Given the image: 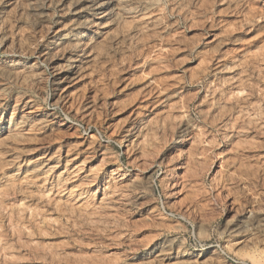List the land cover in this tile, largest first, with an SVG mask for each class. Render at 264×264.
Segmentation results:
<instances>
[{"label": "rangeland", "instance_id": "rangeland-1", "mask_svg": "<svg viewBox=\"0 0 264 264\" xmlns=\"http://www.w3.org/2000/svg\"><path fill=\"white\" fill-rule=\"evenodd\" d=\"M0 264H264V0H0Z\"/></svg>", "mask_w": 264, "mask_h": 264}, {"label": "bare ground", "instance_id": "bare-ground-1", "mask_svg": "<svg viewBox=\"0 0 264 264\" xmlns=\"http://www.w3.org/2000/svg\"><path fill=\"white\" fill-rule=\"evenodd\" d=\"M174 169H176V167H174Z\"/></svg>", "mask_w": 264, "mask_h": 264}]
</instances>
